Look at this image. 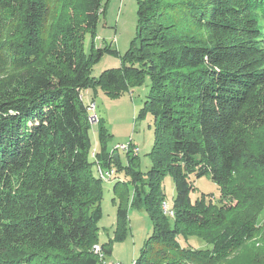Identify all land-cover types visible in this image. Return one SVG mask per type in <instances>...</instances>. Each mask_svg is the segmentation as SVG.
I'll use <instances>...</instances> for the list:
<instances>
[{
  "label": "trees",
  "instance_id": "obj_1",
  "mask_svg": "<svg viewBox=\"0 0 264 264\" xmlns=\"http://www.w3.org/2000/svg\"><path fill=\"white\" fill-rule=\"evenodd\" d=\"M104 3L0 0V264H101L95 168L120 162L102 127L91 156L81 91L115 98L145 82L147 180L125 167L146 188L133 202L151 223L135 264H264V0H136L138 41L94 77L102 55L117 54L94 44ZM166 175L170 215L161 208ZM203 175L219 186L218 203L191 198ZM126 217L119 206L116 239ZM180 236L211 248L185 247ZM110 244H99L103 254Z\"/></svg>",
  "mask_w": 264,
  "mask_h": 264
},
{
  "label": "rangeland",
  "instance_id": "obj_2",
  "mask_svg": "<svg viewBox=\"0 0 264 264\" xmlns=\"http://www.w3.org/2000/svg\"><path fill=\"white\" fill-rule=\"evenodd\" d=\"M104 4V12L99 15L96 27L94 44L97 47L108 46L115 49L117 54L105 52L90 69L91 75L94 77H97L105 69L119 67L121 56L129 48L131 42L139 39L136 33L138 26L136 0H105ZM90 42L89 34L85 35L83 46L85 52H88ZM148 88L149 84L145 82L143 85L134 87L129 92H124L115 98L105 96L99 87L88 86L81 91L83 100L88 105L95 104L93 111L100 120L98 124L91 126L89 132L91 151L99 147L100 127L104 129L105 144L109 149L127 142H132L138 148L132 161V152L127 155L121 150H116L115 153L119 155L120 166L112 165L111 168H114L118 178H107L101 181L103 198L100 206L101 215L97 221V238L99 244L111 243L110 254H103L102 259L99 257L101 264H111L115 261L132 264L134 259L138 257L145 239L151 233V223L144 205L133 202L134 197H136L135 190L136 188L140 189L141 180H135V177L127 174L125 170V167H130L134 172H140L139 175L143 181L147 180L146 172L151 166L149 152L154 138L153 116L150 113L145 115L139 113L143 107ZM100 167L103 170L107 168L103 165ZM193 181L194 189L190 193L192 199L200 197L204 193L209 195L214 203H218L219 186L214 181L212 182L209 175L194 178ZM159 187L164 193V202L167 203L169 209H172L175 191L171 176L166 175ZM144 190L146 188L143 185ZM143 191L140 189L141 196ZM119 206L126 209L127 217L123 228L124 235L121 239H116L117 209ZM178 240L188 248H211V244L197 236L187 238L180 236Z\"/></svg>",
  "mask_w": 264,
  "mask_h": 264
},
{
  "label": "built area",
  "instance_id": "obj_3",
  "mask_svg": "<svg viewBox=\"0 0 264 264\" xmlns=\"http://www.w3.org/2000/svg\"><path fill=\"white\" fill-rule=\"evenodd\" d=\"M90 107H92V103L90 104ZM116 150H121L125 153H129L132 152L133 154H136L138 151V148L132 143V142H127V143H122V144H118L115 145L114 147L111 148V154L110 155H114V153L116 152ZM96 158V157H95ZM100 174H103L104 176H106L107 178H113L115 175V170L114 168H107L105 170L100 169L99 171ZM164 206H165V214L170 215V213L168 212V207L166 205V203L163 201ZM98 257H100L102 259L103 257V252L101 250V247L99 246V244H97V253ZM111 264H123L119 261H115ZM133 264V262H132Z\"/></svg>",
  "mask_w": 264,
  "mask_h": 264
},
{
  "label": "bare ground",
  "instance_id": "obj_4",
  "mask_svg": "<svg viewBox=\"0 0 264 264\" xmlns=\"http://www.w3.org/2000/svg\"><path fill=\"white\" fill-rule=\"evenodd\" d=\"M94 107H95V104H94V103H92V107H90V105H89V107H88V109H89L90 112H91L90 117H89V119H90V123H91V124H96V123L98 122V117H97L96 113H94V111H93ZM94 154H95V150L93 149L92 152H91V156L94 157V156H95ZM100 169H103V168H101L99 165H97V173H98L99 177H101L102 179H106V176H104L103 174H100V173H99ZM108 179H110V178H108ZM166 205H167V203H166ZM168 207H169V206H168ZM162 209H163V211L165 212V206H164V203H162ZM168 212H169L170 214H172V211H171V209H169V208H168ZM94 248H95V250L97 251V245H95ZM133 264H135L134 261H133Z\"/></svg>",
  "mask_w": 264,
  "mask_h": 264
},
{
  "label": "water",
  "instance_id": "obj_5",
  "mask_svg": "<svg viewBox=\"0 0 264 264\" xmlns=\"http://www.w3.org/2000/svg\"><path fill=\"white\" fill-rule=\"evenodd\" d=\"M113 156H114V158H115L116 162H118V160H119V159H118V158H119V155H118L117 153H114V155H113Z\"/></svg>",
  "mask_w": 264,
  "mask_h": 264
},
{
  "label": "crops",
  "instance_id": "obj_6",
  "mask_svg": "<svg viewBox=\"0 0 264 264\" xmlns=\"http://www.w3.org/2000/svg\"><path fill=\"white\" fill-rule=\"evenodd\" d=\"M85 102V101H84ZM87 104V102H85Z\"/></svg>",
  "mask_w": 264,
  "mask_h": 264
}]
</instances>
